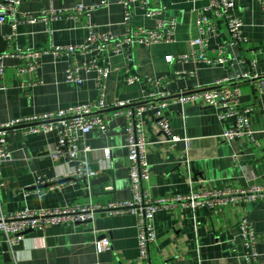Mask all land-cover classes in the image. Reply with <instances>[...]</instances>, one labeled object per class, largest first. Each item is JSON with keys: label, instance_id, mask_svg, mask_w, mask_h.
Segmentation results:
<instances>
[{"label": "crops", "instance_id": "obj_1", "mask_svg": "<svg viewBox=\"0 0 264 264\" xmlns=\"http://www.w3.org/2000/svg\"><path fill=\"white\" fill-rule=\"evenodd\" d=\"M101 6L90 16L61 18L57 21L17 27L16 35L10 23L0 25V54L9 57L0 61V124L18 118L56 113L98 99L96 75L81 74V84L66 83L70 65L80 66L95 56H76L56 60L45 56L36 71H22L28 66L23 57L27 50H43L57 46L81 45L87 42L90 28L97 26L102 33L122 36L124 7L118 0H25L21 14L40 17L54 9L70 10L78 4ZM133 6V26L153 29L157 20H175L177 28L173 43L150 47L136 45L128 50L134 58L136 73L155 82L170 80L160 87L149 83L129 86L122 74L125 56L112 57L111 74L106 83V104L136 103L143 107L149 93L172 95L163 114L170 121L171 136L180 138L174 145H164V133L157 126L154 113L144 111L143 131L148 143L150 179L144 188L150 198L166 199L187 196L191 192L226 191L264 187V94L256 91L250 81L235 78L254 73L264 77V10L258 0H234L230 15L243 22V43L228 46L229 37L224 19H214L206 11L207 0H147L149 7L162 13L156 18L146 16L141 1ZM215 21L207 56L219 54L227 46L230 64L206 65L191 57L188 62L169 61L168 57L191 55L196 48L190 42L200 36V15ZM178 73V74H177ZM180 73V78H179ZM178 78H177V76ZM220 81L240 87V107L249 108L253 139L227 140L224 134L235 128V119H221V111L199 100L183 106L175 98L195 90L215 87ZM157 101V102H156ZM159 101V102H158ZM147 103V102H146ZM107 129H94L80 144L75 163L54 162L49 150L57 137L44 134L25 136L20 131L7 135L10 158L2 165L6 186L0 194V213L65 209L77 205L105 206L133 199L129 182L130 163L127 148V121L114 117L112 111L100 113ZM89 147L91 151L84 149ZM112 150L111 159L103 149ZM79 162L89 170L98 171L95 178L67 179ZM40 177L58 180L55 188L37 187ZM112 185L114 190H105ZM249 222L257 237L258 260L250 263L240 233V223ZM156 241L151 245L147 260H141L139 230L136 215L130 212L95 213L87 223H61L26 234L25 240L9 250L0 233V264H264V200L230 203L224 209L178 205L157 211L153 217ZM108 239L109 248L99 251L97 242ZM7 248V249H6Z\"/></svg>", "mask_w": 264, "mask_h": 264}, {"label": "built area", "instance_id": "obj_2", "mask_svg": "<svg viewBox=\"0 0 264 264\" xmlns=\"http://www.w3.org/2000/svg\"><path fill=\"white\" fill-rule=\"evenodd\" d=\"M25 0H0V25L10 23L14 37L16 29L24 23L34 24L37 22L49 23L61 18H76L78 16H90L101 6H107L103 1L101 5L85 6L78 4L70 10L56 11L51 9L45 11L40 17H33L19 12V7ZM264 10V0H258ZM124 7L123 26L126 32L124 35H113L111 33H102L97 26L91 27L89 38L86 43L81 45L57 46L52 44L43 50H27L23 57L28 59L27 68L22 71H36L40 67V60L45 56H52L56 60L68 59L76 56H86L94 54L92 60L82 63L80 66L70 65L66 70V83L81 84L83 82L81 74L89 75L95 73L96 87L98 90V99L95 102L77 105L67 109H61L56 113H45L26 118H18L5 124H0V194L6 186L2 174V165L10 158V152L7 146V135L13 131H20L25 136L34 134H44L46 136L57 137V143L53 144L49 150V157L54 162L64 160L68 163H75L80 153V144L85 136L94 129L105 132L106 123L101 112L110 110L114 117H124L127 121V148L129 151L128 160L130 163L129 182L133 199L125 202L112 203L110 205L81 206L77 205L65 209H48L39 211H21L12 214L0 213V233L5 236V243L9 250L13 252L14 248L20 245L27 233L45 229L47 226L58 225L61 223H87L93 220L95 213L106 211L110 213L130 212L136 215L139 230V246L141 260L145 261L149 257L151 245L156 241V232L153 225L154 214L162 209H170L181 206H188L194 209L198 207H208L211 209H224L227 205L239 200L257 201L264 200V187L242 190L226 191H199L191 192L187 196H178L166 199H151L149 192L144 188V182L150 179L148 164V143L146 142L143 131V113L152 111L154 113L157 126L165 135L162 141L164 145H174L180 142V138L171 136L170 121L163 114L167 108L170 93L159 92L149 93L144 102L161 100L157 105L134 107L136 103L121 102L112 106L106 104V83L111 74V58L125 56L126 68L123 71L122 79L125 84L132 86L137 83H149L155 87L166 84L169 78H160L155 82L142 78L136 73L134 67V58L128 50L136 45L150 47L157 44H169L175 40L177 23L175 20L161 21L157 20L153 29L133 26V6L140 3L139 0H118ZM208 7L206 11L213 13L214 19H224L226 31L229 37L228 46L242 44L243 22L230 15L234 7V0H207ZM142 9L146 16L156 18L162 13V9L156 10L148 5L147 0H142ZM200 36L190 42V46L196 50L191 55L185 54L177 57H168L169 61L178 60L188 62L191 57L200 63L214 66H224L230 64V59L226 56L227 46L220 47L219 54L216 57H208L207 50L210 43V36L216 29L215 21L205 15H200L199 21ZM7 54H0V61L8 58ZM0 74H4V67L0 65ZM178 74V73H177ZM177 76V75H176ZM180 78V73H179ZM177 76V78H178ZM236 82L253 81L256 91L264 94V77L254 73H248L244 76L235 78ZM229 81H220L215 87L206 90H195L188 94H181L175 98V102L183 106H188L201 100L206 105L221 111V119H235L234 129L227 131L224 137L227 140L236 138L253 139L254 133L251 130L249 120V108L240 107V98L242 91L240 87L227 86ZM91 151L89 147L84 149ZM112 150L103 149L104 159L110 161ZM99 172L89 170L88 164L79 162L71 175L67 179H86L98 177ZM58 180H48L40 177L36 186H47L55 188ZM106 191L112 192L114 187L107 185ZM240 233L243 244L246 249V259L250 263L258 260L257 237L252 225L247 221L240 223ZM99 251L109 248L108 239L104 238L97 242Z\"/></svg>", "mask_w": 264, "mask_h": 264}, {"label": "water", "instance_id": "obj_3", "mask_svg": "<svg viewBox=\"0 0 264 264\" xmlns=\"http://www.w3.org/2000/svg\"><path fill=\"white\" fill-rule=\"evenodd\" d=\"M250 82H253V81H250ZM157 102V101H156ZM159 102V101H158ZM150 102H145V103H140L139 105H146V104H149ZM7 249V248H6Z\"/></svg>", "mask_w": 264, "mask_h": 264}]
</instances>
